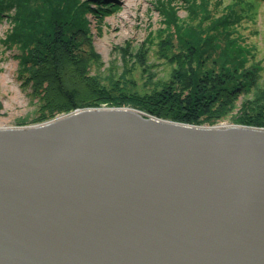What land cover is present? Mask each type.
Here are the masks:
<instances>
[{
    "label": "water",
    "instance_id": "obj_1",
    "mask_svg": "<svg viewBox=\"0 0 264 264\" xmlns=\"http://www.w3.org/2000/svg\"><path fill=\"white\" fill-rule=\"evenodd\" d=\"M0 264H264V127L128 106L0 127Z\"/></svg>",
    "mask_w": 264,
    "mask_h": 264
},
{
    "label": "trees",
    "instance_id": "obj_2",
    "mask_svg": "<svg viewBox=\"0 0 264 264\" xmlns=\"http://www.w3.org/2000/svg\"><path fill=\"white\" fill-rule=\"evenodd\" d=\"M243 2L153 0L161 26H150L138 52L125 50L126 65L134 59L149 76L152 88L143 90L126 65L107 85L89 76L91 61H98L100 55L91 45L88 14L107 16L117 4L109 0H0V17L15 9L14 29L6 43L12 39L20 45L31 77L38 86H45V103L36 121L107 104L132 105L190 124L215 125L231 119L264 127V65L252 60L251 49L236 36L243 18H254L257 8L252 2L239 11L236 6ZM182 9L185 17L180 15ZM154 45L159 46L160 57L174 66L168 80H155L148 63ZM240 99L244 102L231 118Z\"/></svg>",
    "mask_w": 264,
    "mask_h": 264
},
{
    "label": "rangeland",
    "instance_id": "obj_3",
    "mask_svg": "<svg viewBox=\"0 0 264 264\" xmlns=\"http://www.w3.org/2000/svg\"><path fill=\"white\" fill-rule=\"evenodd\" d=\"M109 1L117 4L111 14L106 16L103 13L104 17H101L102 14L97 15L93 12L88 14L92 33L91 45L94 51L100 55L98 61H91L88 72L89 76L96 77L103 85H107L110 80L122 74L127 64L125 60L129 59L125 56V50H130L131 54L138 52L148 36L150 26L153 25V29L161 26L160 13L152 7L153 0ZM232 1L234 0H227V3ZM252 2L255 3L257 13L254 18L248 16L243 18L238 26L236 36H241L242 42L249 46L252 51V60L264 65V0H244L236 8L241 11L242 7L246 8ZM14 10L12 9L5 17H0V126H29L71 113L60 112L50 119L36 121L40 116V108L45 103L43 95H45L46 89L45 86H38L31 77L28 71L30 64L23 63L20 45L13 42L12 39H10L9 44L6 43L14 29ZM218 14H222V12ZM180 15L185 17L186 11L182 9ZM159 54V46H152L148 63L154 72V77L156 75L155 80H168L174 66L162 59ZM129 61L126 69L133 72V81L138 82L136 86L140 90L152 88L151 84L147 82L149 76L143 73L140 64L134 59ZM263 85L264 81L262 80L261 86ZM243 102V99L237 101L236 107L230 115L231 118L239 112ZM103 106L112 105L102 104L92 108ZM126 106L134 107L132 105ZM217 124L229 125L234 124V121L226 119Z\"/></svg>",
    "mask_w": 264,
    "mask_h": 264
},
{
    "label": "bare ground",
    "instance_id": "obj_4",
    "mask_svg": "<svg viewBox=\"0 0 264 264\" xmlns=\"http://www.w3.org/2000/svg\"><path fill=\"white\" fill-rule=\"evenodd\" d=\"M4 126H6V125H4ZM4 126H0V127H4Z\"/></svg>",
    "mask_w": 264,
    "mask_h": 264
}]
</instances>
